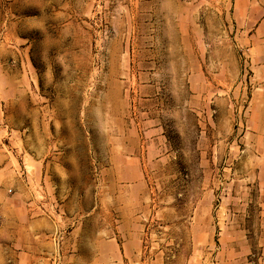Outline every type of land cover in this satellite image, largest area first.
Here are the masks:
<instances>
[{
	"label": "rangeland",
	"instance_id": "obj_1",
	"mask_svg": "<svg viewBox=\"0 0 264 264\" xmlns=\"http://www.w3.org/2000/svg\"><path fill=\"white\" fill-rule=\"evenodd\" d=\"M0 264H264V0H0Z\"/></svg>",
	"mask_w": 264,
	"mask_h": 264
}]
</instances>
